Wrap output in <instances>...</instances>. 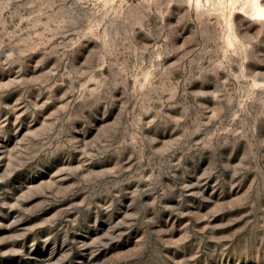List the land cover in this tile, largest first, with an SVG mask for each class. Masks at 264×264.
Returning a JSON list of instances; mask_svg holds the SVG:
<instances>
[{
  "label": "rangeland",
  "instance_id": "obj_1",
  "mask_svg": "<svg viewBox=\"0 0 264 264\" xmlns=\"http://www.w3.org/2000/svg\"><path fill=\"white\" fill-rule=\"evenodd\" d=\"M251 1L0 0V264H264Z\"/></svg>",
  "mask_w": 264,
  "mask_h": 264
},
{
  "label": "bare ground",
  "instance_id": "obj_2",
  "mask_svg": "<svg viewBox=\"0 0 264 264\" xmlns=\"http://www.w3.org/2000/svg\"><path fill=\"white\" fill-rule=\"evenodd\" d=\"M250 14L253 18H264V4L262 3L261 0L251 1V13Z\"/></svg>",
  "mask_w": 264,
  "mask_h": 264
}]
</instances>
